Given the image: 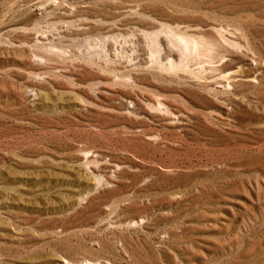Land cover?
Listing matches in <instances>:
<instances>
[{
    "label": "rangeland",
    "instance_id": "1",
    "mask_svg": "<svg viewBox=\"0 0 264 264\" xmlns=\"http://www.w3.org/2000/svg\"><path fill=\"white\" fill-rule=\"evenodd\" d=\"M0 264H264V0H0Z\"/></svg>",
    "mask_w": 264,
    "mask_h": 264
},
{
    "label": "bare ground",
    "instance_id": "2",
    "mask_svg": "<svg viewBox=\"0 0 264 264\" xmlns=\"http://www.w3.org/2000/svg\"><path fill=\"white\" fill-rule=\"evenodd\" d=\"M158 35H159V34H158ZM169 35H171V34H169ZM156 36H157V35H156ZM174 36H175V35H174ZM154 37H155V36H154ZM156 38H158V37H156ZM156 38H155V39H156ZM159 39H160V38H159ZM159 39H157V40H159ZM177 40H178V39H177ZM177 40H176V41H177ZM180 40H181V39H180ZM182 42H183V39H182ZM191 42H192V41H191ZM183 44H185V46H187L185 42H183ZM195 45H196V44H195ZM192 46H193V45H192ZM183 48H184V46H183ZM196 48H197V47H196ZM185 50H187V49H185ZM186 53H188V52L186 51ZM172 62H173V61H172ZM169 64H172V63H169ZM180 65H181V64H180ZM175 66L178 67V66L176 65V63H175ZM175 66L173 67V64H172V67H173V68L171 67V70H172V69H175V68H176ZM169 68H170V66H169Z\"/></svg>",
    "mask_w": 264,
    "mask_h": 264
}]
</instances>
